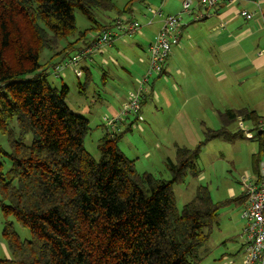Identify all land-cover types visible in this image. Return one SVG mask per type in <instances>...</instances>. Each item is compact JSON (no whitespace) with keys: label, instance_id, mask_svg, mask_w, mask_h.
<instances>
[{"label":"trees","instance_id":"obj_1","mask_svg":"<svg viewBox=\"0 0 264 264\" xmlns=\"http://www.w3.org/2000/svg\"><path fill=\"white\" fill-rule=\"evenodd\" d=\"M133 1L118 10L115 0H0V132L10 147L9 152L0 148V207L11 254L0 264L200 263L198 250L223 204L201 186L179 210L173 187L188 170H197L202 144L178 149L176 164L168 160L170 181L139 174L119 148L121 132L106 129L96 160L84 144L89 120L68 107L69 87L55 88L47 78V67L54 70L61 62L41 63L44 51L62 61L82 51L88 34L113 29L121 16L132 14ZM76 10L91 24L85 33L78 32ZM110 12L116 17H108ZM81 69L86 81L78 85L84 91L91 73ZM223 116L226 125L252 123L264 145L256 111L228 110ZM224 134L208 132L206 142ZM261 156L253 161L258 181ZM10 216L30 230L31 240L20 238Z\"/></svg>","mask_w":264,"mask_h":264},{"label":"rangeland","instance_id":"obj_2","mask_svg":"<svg viewBox=\"0 0 264 264\" xmlns=\"http://www.w3.org/2000/svg\"><path fill=\"white\" fill-rule=\"evenodd\" d=\"M115 1L117 9L122 10L131 0ZM183 1H133L132 14L128 17L140 23L141 34L116 41L121 46L119 52L123 56L116 51L112 57L114 55V60L119 59V66H114L111 62L104 69L100 65L103 59L99 54L100 56L96 57L98 65L91 66V82L84 91L80 90L78 84L85 83L86 77L84 75L78 79L74 69L66 68L65 76L58 78L53 67L49 66L46 70L47 78L55 88L61 89L63 85L69 87L68 107L74 114L87 118L90 122V132L84 142L85 149L99 160L98 146L108 127L105 119L119 115L113 114L114 111L121 108L124 98L127 99L130 93L138 90L139 80L143 77L138 70L134 71L132 66L140 67L139 60L148 58L146 51L150 45L148 40L151 39V34L146 33V30L152 28L148 26L150 10L162 11L163 16H180L182 24L189 25V32L206 38L210 45L203 42L196 46L195 43L194 57L191 55L189 58L195 64L190 67L194 77L191 78L192 85H189L184 93L173 94V81L170 78L166 81V76L155 77L151 84L156 81L154 84L158 98L155 95L150 97L143 104L140 114H132L123 119L117 124L115 131L123 133L119 148L126 158L134 162L137 172L148 173L164 181L172 179L167 163L171 160L176 164L178 149L195 150L202 144L196 161L197 170H188L183 181L173 187L176 206L181 210L194 198L199 187H206L212 200L223 206L218 210V219L209 239L198 250L197 255L201 259L199 264H242L244 252L241 235L246 222L242 219V206L238 199L243 196L242 181L248 174L253 175L254 156L261 153V161H264V145L258 141L256 131H252L256 139L250 140L246 137L239 127L241 120L226 125L223 115L228 110H248L256 111L262 119L264 118V72H256L248 62L235 63L234 60L239 56L233 50L224 55L217 47L212 46L209 36L206 35L212 20L193 22L192 17L183 13ZM191 1L192 7L197 9L198 0ZM107 16L114 18L116 12H110ZM75 18L78 32L85 33L90 29V22L80 11H75ZM160 19L158 17L157 21ZM239 20L242 24L246 22L244 19ZM262 22L264 27V21ZM91 34L87 35V40ZM77 37L78 35L74 38ZM257 38L256 42L264 45V28ZM65 44L63 42L60 45L63 47ZM80 44L79 46H82ZM197 47L201 49L200 52ZM252 48L249 50L248 47L245 51L255 53V47ZM73 55L74 53H70L68 57ZM52 56L51 52L44 51L41 63L61 62L63 65L68 60V57L62 61V57ZM105 57L108 58L107 55ZM105 71L109 73L107 78H104ZM167 75L169 77V74ZM243 125L251 131L250 122L243 121ZM222 131L225 132L223 136L206 142L208 132ZM24 141L30 145L32 135H27ZM0 148L6 152L10 151L8 139L1 132ZM3 162L4 171L7 172L10 163L7 158H4ZM7 219L13 223L22 240H31L29 229L22 227L14 216ZM5 222L0 207V259L11 258L3 237Z\"/></svg>","mask_w":264,"mask_h":264},{"label":"built area","instance_id":"obj_3","mask_svg":"<svg viewBox=\"0 0 264 264\" xmlns=\"http://www.w3.org/2000/svg\"><path fill=\"white\" fill-rule=\"evenodd\" d=\"M246 0H198V8L192 7V1L183 3V13L193 18V22H198L212 15H217L220 7L235 6ZM257 8L256 12L246 9L239 11V15L245 21L253 20L256 16L264 21V0H254ZM155 16L162 18L160 31L149 47L148 68L142 79L139 81V88L136 92L129 94L121 106L119 115L107 121V130L116 132L117 124L128 118L132 114H137L141 108L142 100L150 93V83L155 77L164 74L165 62L172 53V49L181 43L182 38V18L180 16H163L162 11H156ZM151 23V22H150ZM141 25L136 20L119 18L113 29L91 34L87 40L88 45L82 51L75 54L65 63L54 68L56 77H64L66 68L74 69L76 76L80 79L83 76L80 63L85 60L91 61L93 55L103 54L114 42L124 37H132L141 34ZM248 139L252 138L249 130L244 128L243 122L239 123ZM259 132L264 138V119L259 125ZM261 179L252 181L251 178H244L243 182V208L242 219L246 222L241 238L243 239V261L242 264H264V161L260 163Z\"/></svg>","mask_w":264,"mask_h":264},{"label":"crops","instance_id":"obj_4","mask_svg":"<svg viewBox=\"0 0 264 264\" xmlns=\"http://www.w3.org/2000/svg\"><path fill=\"white\" fill-rule=\"evenodd\" d=\"M187 1L184 0L183 3ZM191 1V0H190ZM241 9H246L250 12H256L257 8L254 4V0H246L245 2H242L241 4L235 5V6H227V7H220L217 9L218 14L217 15H212L210 18L203 19L201 21L210 19L212 20V24L210 25L208 29V34L206 32V35L209 36L212 46H215L218 48L220 52H222L224 55L229 54L230 51H234L239 57L235 59V63H245L248 62L252 65V68L256 71H263L264 72V45L262 43H257L255 39L257 38V35L259 32L263 31V20L258 16H256L253 20L246 21L243 24L241 23L242 19L239 15V11ZM156 10H150L151 17L148 20V26L152 28H148L146 30V33L151 34V39L148 40V43L151 44L154 42L156 39L160 28L162 26V18L157 21V16H155ZM146 16V14H144ZM148 16V15H147ZM146 16V17H147ZM120 18L123 19H130L128 16H121ZM239 23H238V22ZM245 21V20H244ZM151 22V23H150ZM200 22V21H198ZM154 25H157L154 27ZM189 25L182 24V38H181V43L177 46H175L172 49V53L169 56L165 67H164V74L163 76H166V81H169V78L173 81V94H178L179 92L184 93L186 89L189 87V85H192V79L194 77L191 75L192 69L190 68L191 65H195L193 62L189 60L190 56L192 55L194 57L193 49L194 44L196 46H199L200 44H203V42L207 45H210L209 42H207V39L200 36L196 35L193 32H189ZM225 31V32H222ZM94 34V33H92ZM205 35V34H204ZM125 38V37H124ZM124 38L120 40H124ZM130 38V37H129ZM235 39V40H234ZM118 41V40H117ZM264 41V38H263ZM127 43V42H125ZM236 43L238 46H236ZM260 44L263 46L260 47ZM243 45V46H241ZM138 46H140L138 44ZM235 46V48H234ZM120 45L118 42H114V44L108 48L103 54L100 53L103 62L100 64L103 68L105 66H109L111 62H113L114 66L118 64L119 66V59L114 60L112 57V54L116 51L119 52ZM253 49L252 47H255V53L252 51L248 50L245 51L246 49ZM203 50H205L203 48ZM196 51V50H195ZM197 51L200 52L201 49L197 47ZM148 54V52L146 51ZM99 53L93 55L92 60L88 61L85 60L82 63H80L81 68H86L87 70L90 71L91 73V66H97L98 62L96 61V57L100 56ZM108 56L106 58L105 56ZM122 55V54H121ZM123 56V55H122ZM69 58V57H68ZM116 63H115V62ZM195 62V61H194ZM139 63L141 64L140 67H137L135 65L132 66V69L138 70L139 73H141V76H144V74L147 71L148 68V63H149V56L146 60L140 59ZM131 64V63H130ZM190 68V69H189ZM105 69V68H104ZM125 70V68H124ZM109 71V70H108ZM190 72V76H189ZM169 74V77L168 75ZM109 75L108 72H104V78H107ZM65 76V74H64ZM162 77V76H161ZM159 77V78H161ZM140 81V80H139ZM156 81L154 80L153 83H150V95H146V99L143 100V104H145L150 97H153L155 95L156 98H158L157 92L155 91V83ZM126 100L124 98L122 101ZM143 104L141 105L140 111L137 114H140L143 110ZM122 106V105H121ZM120 108V107H119ZM118 108L117 111H114L113 114H118L120 109ZM264 119V118H263ZM262 119V120H263ZM243 122V121H242ZM252 124V123H251ZM249 131L252 135V138L250 140L256 139V137L252 134V131L254 130V126L252 124V129ZM244 132V131H243ZM246 178H251L252 181L254 182V177L253 175H249ZM240 205L243 208V201L242 199L239 201Z\"/></svg>","mask_w":264,"mask_h":264}]
</instances>
